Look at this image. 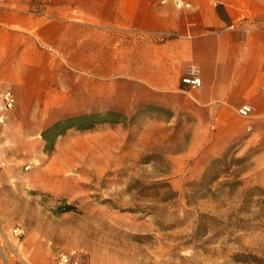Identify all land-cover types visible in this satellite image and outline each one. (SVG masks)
Returning <instances> with one entry per match:
<instances>
[{
    "label": "rangeland",
    "instance_id": "1",
    "mask_svg": "<svg viewBox=\"0 0 264 264\" xmlns=\"http://www.w3.org/2000/svg\"><path fill=\"white\" fill-rule=\"evenodd\" d=\"M173 37L74 30L52 81H0V264H25L27 243L49 261L60 246L90 264H264L262 150L230 146L192 169L201 151L183 97L138 81L139 53L149 68ZM108 111L89 128L55 126Z\"/></svg>",
    "mask_w": 264,
    "mask_h": 264
},
{
    "label": "crops",
    "instance_id": "2",
    "mask_svg": "<svg viewBox=\"0 0 264 264\" xmlns=\"http://www.w3.org/2000/svg\"><path fill=\"white\" fill-rule=\"evenodd\" d=\"M179 2L0 0V81H52L74 30L174 33L155 44L149 68L146 53H139L138 81L183 97L180 108L197 126L191 148L201 151L192 169L230 146L264 154V0ZM123 49L122 81H132L130 49ZM187 63L199 66V86L182 83ZM245 105L252 107L246 116L238 112ZM26 247L25 264H50L44 251Z\"/></svg>",
    "mask_w": 264,
    "mask_h": 264
},
{
    "label": "built area",
    "instance_id": "3",
    "mask_svg": "<svg viewBox=\"0 0 264 264\" xmlns=\"http://www.w3.org/2000/svg\"><path fill=\"white\" fill-rule=\"evenodd\" d=\"M178 3V2H177ZM182 81L191 86H199L201 83L200 78V68L194 63H190L186 67V76ZM264 89V87H262ZM4 105L6 108H11L14 105L15 98L9 89L4 92ZM252 107L250 105H245L238 109L241 115H248ZM12 233L18 238L23 237L24 231L21 227H16L12 230ZM51 254L50 264H90L88 260L82 255L80 251L75 248H64V247H54Z\"/></svg>",
    "mask_w": 264,
    "mask_h": 264
},
{
    "label": "trees",
    "instance_id": "4",
    "mask_svg": "<svg viewBox=\"0 0 264 264\" xmlns=\"http://www.w3.org/2000/svg\"><path fill=\"white\" fill-rule=\"evenodd\" d=\"M113 111H108L106 114V118H97V115L94 113L91 114H83L76 116L72 119H66L64 121H58L55 126H63L65 128H71V127H77V128H89L93 126L96 123L105 122V121H112L110 115H113ZM71 120V121H69ZM73 120V121H72ZM60 133L53 134V137L55 135H59Z\"/></svg>",
    "mask_w": 264,
    "mask_h": 264
},
{
    "label": "bare ground",
    "instance_id": "5",
    "mask_svg": "<svg viewBox=\"0 0 264 264\" xmlns=\"http://www.w3.org/2000/svg\"><path fill=\"white\" fill-rule=\"evenodd\" d=\"M178 3L177 4H179L180 2H179V0H176Z\"/></svg>",
    "mask_w": 264,
    "mask_h": 264
}]
</instances>
